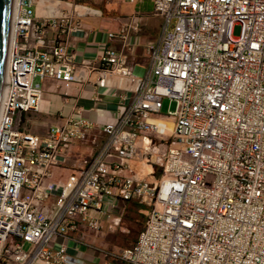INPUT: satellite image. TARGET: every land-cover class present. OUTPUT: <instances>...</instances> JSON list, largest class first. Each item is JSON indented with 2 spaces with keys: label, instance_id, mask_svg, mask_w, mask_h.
<instances>
[{
  "label": "built area",
  "instance_id": "2783aa9c",
  "mask_svg": "<svg viewBox=\"0 0 264 264\" xmlns=\"http://www.w3.org/2000/svg\"><path fill=\"white\" fill-rule=\"evenodd\" d=\"M36 1L11 0L0 91V264H73L50 242L78 223L100 230L91 212L109 217L118 201L145 213L136 240L113 254L126 264H264V0H152L161 19L149 48L152 75L64 180L54 169L73 141L87 138L86 121L71 118L44 136L16 123L38 106L34 77L66 87L78 79L65 41L45 36L69 17L36 18ZM126 27L108 36L124 38ZM101 64L102 86L108 73L127 70L110 48ZM165 98L176 105L162 114ZM158 119L172 122L170 133ZM152 137L167 141L163 150Z\"/></svg>",
  "mask_w": 264,
  "mask_h": 264
},
{
  "label": "crops",
  "instance_id": "0c3cea01",
  "mask_svg": "<svg viewBox=\"0 0 264 264\" xmlns=\"http://www.w3.org/2000/svg\"><path fill=\"white\" fill-rule=\"evenodd\" d=\"M58 2L37 0L35 17L46 18L60 13L69 17L67 27L46 28L45 36L48 41L56 36L65 41L78 79L66 87L50 78L40 80L34 77L33 82L40 83L42 89L38 106L35 110L18 113L16 123H20L18 128L21 130L44 136L55 125L65 124L71 118L81 117L86 121L87 138L73 141L66 152L67 162L54 169V179L64 180L82 167L86 158L95 154L106 138L103 125L116 121L122 109L135 96L139 83L152 75L149 48L158 41L161 19L152 9L149 13L139 12L123 17L118 14L115 3L105 4V13L79 0ZM51 5L54 12L48 14ZM153 20L158 22L157 27ZM76 21L80 23V29L72 30V22ZM124 26H127L124 38L108 36L109 32H118ZM107 48L125 57L127 70L122 74L108 73L102 86L98 83L102 77L101 57ZM158 123L165 132L171 131V121ZM129 203L118 201L116 208L108 211L109 217L91 212L92 216L102 221L100 231L89 228L85 223H78L77 228L68 231L66 237L55 236L50 246L57 249L63 245L73 264H126L113 255L124 247L109 248L107 238L98 233H102L103 228L114 231V225L118 224V219L115 221L116 211L126 208Z\"/></svg>",
  "mask_w": 264,
  "mask_h": 264
},
{
  "label": "rangeland",
  "instance_id": "374dc122",
  "mask_svg": "<svg viewBox=\"0 0 264 264\" xmlns=\"http://www.w3.org/2000/svg\"><path fill=\"white\" fill-rule=\"evenodd\" d=\"M49 1L50 3L58 2V0H44ZM59 1H69V0H59ZM77 1V0H76ZM80 2H84L89 4L92 8L100 9L102 12H107L104 10V5L107 3H115L118 8V14L120 16H129L135 13H149L152 9V0H79ZM58 4H62L58 2ZM57 14V13H56ZM155 26H158V22L156 20L152 21ZM239 27L235 26L233 28V35H238ZM175 102L169 101L165 98L162 102V107L160 112L162 114H167L169 111L175 109ZM161 121H165V119H158ZM20 124V123H19ZM17 124V127L20 125ZM19 125V126H18ZM167 141H159L157 138L152 137V144L151 146H158L159 149L163 150L164 145ZM154 156V154H153ZM152 156L151 159L154 157ZM140 165V164H136ZM121 204V203H120ZM122 207V204H121ZM116 219H118V224H115L114 231L110 232L108 229L105 230L103 228V232H99L98 234L106 237L108 240V247L113 248V246L125 247L129 246L136 240V237L141 230L145 218L144 209H139L138 206L135 205L134 202H130L129 205L126 206L124 209H120V211H116ZM105 223V222H103ZM105 225V224H103ZM101 230V229H100ZM99 230V231H100ZM27 247V245H25Z\"/></svg>",
  "mask_w": 264,
  "mask_h": 264
},
{
  "label": "water",
  "instance_id": "95a60500",
  "mask_svg": "<svg viewBox=\"0 0 264 264\" xmlns=\"http://www.w3.org/2000/svg\"><path fill=\"white\" fill-rule=\"evenodd\" d=\"M11 9V0H0V91L5 65L6 44L8 40V26Z\"/></svg>",
  "mask_w": 264,
  "mask_h": 264
},
{
  "label": "bare ground",
  "instance_id": "6f19581e",
  "mask_svg": "<svg viewBox=\"0 0 264 264\" xmlns=\"http://www.w3.org/2000/svg\"><path fill=\"white\" fill-rule=\"evenodd\" d=\"M51 7V9H49V11H48V14H52L53 12H54V8H53V5H51L50 6ZM7 45V44H6ZM6 48H7V46H6ZM6 53H7V49H6ZM6 53H5V61H6ZM5 66V65H4ZM4 72V71H3ZM170 121V120H169ZM167 134L168 133H170V132H166ZM145 141H147L146 139H145Z\"/></svg>",
  "mask_w": 264,
  "mask_h": 264
},
{
  "label": "trees",
  "instance_id": "16d2710c",
  "mask_svg": "<svg viewBox=\"0 0 264 264\" xmlns=\"http://www.w3.org/2000/svg\"><path fill=\"white\" fill-rule=\"evenodd\" d=\"M129 202H134V201H129ZM134 203H135L136 206H138L139 209H140V208H143L142 205H140V204H138V203H136V202H134ZM141 229H142V228H141Z\"/></svg>",
  "mask_w": 264,
  "mask_h": 264
}]
</instances>
